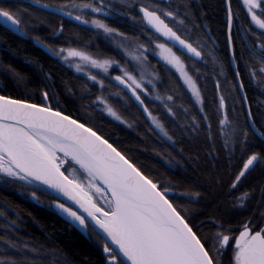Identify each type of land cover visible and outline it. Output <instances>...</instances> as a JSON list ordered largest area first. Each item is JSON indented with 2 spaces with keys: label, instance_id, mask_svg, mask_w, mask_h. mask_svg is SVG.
Listing matches in <instances>:
<instances>
[{
  "label": "snow or ice",
  "instance_id": "1",
  "mask_svg": "<svg viewBox=\"0 0 264 264\" xmlns=\"http://www.w3.org/2000/svg\"><path fill=\"white\" fill-rule=\"evenodd\" d=\"M240 2L246 15L237 24V32L233 25L239 13L233 10L232 0L223 2L227 69L232 74L229 80L217 56L215 38L203 23L206 13L200 9L204 5L194 0H136L140 20L147 26L142 33L154 30L144 43L98 18L113 14L115 0H0V23L13 32L27 34L20 27L21 17L32 10L59 17L61 22L51 33L58 39L64 35L63 20L67 17L102 30L106 37L119 36L117 47L124 59L122 64L118 59L92 55L85 50L87 44L72 47L79 40L71 35L65 40L67 47L34 37L61 62L69 66L76 62L78 72L86 63L97 73L88 75L91 85L85 83L78 90L65 82L68 95L79 92L82 101L75 115L60 106L55 93L48 90L50 84L44 85L35 100L31 94H0V182H22L37 203H42L41 195L50 197L51 206L66 215L71 225L102 241L103 264H264V179L241 192L257 168L264 176V99L256 100L255 109L248 102L240 67L243 64L248 69L249 79L257 81L264 96V0ZM119 3L125 8L135 6L132 0ZM88 15L92 18L86 19ZM161 37L172 46L157 42ZM156 50L168 72L174 76L178 73L191 107L178 104L180 97L174 90L161 94L162 70L149 61ZM113 65L118 74L110 76ZM0 75L10 76L17 86L30 83L11 65L0 64ZM44 80L51 82L52 73L45 72ZM209 80L216 94L206 104L201 83ZM112 82L119 90L106 97L103 93ZM96 85L99 94L93 95L91 88ZM125 93L149 121L147 133H155L160 146L167 144L183 158L177 161L172 152L153 149L170 169L181 167L185 190L177 191L171 178L140 164L128 155L130 149H122L120 142L103 130V121L108 118L129 129L138 124L139 118L129 122L109 102L113 96L118 98L128 112ZM153 99L159 100L163 112L172 118L179 140L145 103ZM178 112L183 123L177 120ZM178 143L188 148L177 149ZM185 163L192 175H188ZM202 172L208 173L209 185L227 188L223 204L202 203L201 191L194 190L203 188L196 175ZM243 213L248 215L239 221V227H233L230 217ZM8 248L16 249L17 245L5 242L0 264H17L8 255Z\"/></svg>",
  "mask_w": 264,
  "mask_h": 264
},
{
  "label": "trees",
  "instance_id": "2",
  "mask_svg": "<svg viewBox=\"0 0 264 264\" xmlns=\"http://www.w3.org/2000/svg\"><path fill=\"white\" fill-rule=\"evenodd\" d=\"M9 2L12 3V0H9ZM143 2H147V0H143ZM173 2H179V0H173ZM223 2V0H195L194 3L204 5L200 9V11L206 13V19L203 20V23L210 30V35L215 38V44L218 49L217 56L225 65L228 79L232 80V74L227 69L225 38L227 29ZM132 3L135 4L134 7L125 8L120 6L119 0H115L113 14L107 17L99 16L98 18L102 19L110 28L117 29L129 37L135 35L139 37V42L144 43L146 42L145 38L147 36H153L154 33L148 30L142 33L141 29L147 28L140 20L141 15L137 11L138 4H136V0H132ZM232 4L234 11L236 10L239 13L237 23L233 25V31L237 32V24L243 22L245 16L241 15L240 10L242 7L237 0H232ZM91 16H86V19H90ZM133 17H136V19L134 20ZM21 19L22 24L20 27L27 33L25 35H16L0 24V64L11 65L17 72L25 76L30 83L17 86L16 82L10 76L5 77L4 75H0V85L3 86L0 94H8L13 97H19L21 94H31L35 100L38 97L39 91L44 89V85L50 84L48 90L55 93V99L59 101L60 106L66 112L75 115L76 109L82 103L79 99V92H77L76 96H69L64 84L67 82L75 85L76 89L74 90H78L85 83L91 85V82L87 77L72 71L57 57L50 56L42 50L34 43L36 41L34 37H40L41 40L49 45L67 47L68 45L65 43V40L71 35L77 37L79 40V43L71 44L72 47L82 48L87 44L88 47L85 50L92 55L100 58H116L117 54L111 51L110 39L97 29L82 25L78 21L66 17L63 20L64 35L58 39H53L51 33L54 30L53 26L61 22L59 17H51L42 12L29 10L23 14ZM181 34L183 33L181 32ZM237 39H239L238 36ZM158 41L164 42L161 38ZM149 59L153 66L162 70L161 76L163 84L160 87L161 94H165L166 90L168 92L174 90L180 97L177 103H183L185 107H191L188 104V97L185 95V90L181 88L182 81L178 79V74L175 76L170 74L168 72V66L154 58L153 55H150ZM240 67L242 69V78L245 80L244 90L247 92L250 102L253 97L252 93H255L258 87H255V90L252 88L251 84L255 81L249 79L248 69L244 68L243 64ZM45 72L52 73L51 82L44 80ZM105 84L108 85V81H105ZM118 90L116 83L112 82L111 86L103 94L107 97L109 92L115 93ZM201 90L206 97L205 103L208 104L216 94L211 80L206 84L201 83ZM91 91L93 95L99 94V85L92 87ZM124 99L128 104V112L124 111V106L118 98L113 96L109 102L129 122L134 117L139 118L138 124L134 125L132 129H129L125 125L108 118L103 121V130L106 133H111L112 139L118 140L122 149H130L128 155L132 156L140 164L145 165L147 169H151L154 173L163 174L171 178L173 183L177 185V191L185 190L187 183L184 179L185 173L181 167L176 166L170 169L165 161L156 155L153 149L158 148L160 151L166 150L172 152V155L177 161H182L183 158L177 155L167 144L160 146L156 134L147 133L146 131L149 126V121L146 120L145 116L142 115L140 110L126 94H124ZM145 103L152 110L153 114L164 123L169 133H175L174 138L179 140V131L173 123L172 118L163 112L160 107L161 102L153 99L145 100ZM227 103L231 107L232 100L230 97L227 98ZM210 107H214V105H210ZM236 107H240L239 103H237ZM96 115L98 116L99 113H96ZM177 120L183 123V116L179 112L177 113ZM96 122L98 124L101 123L100 120ZM176 147L177 149L181 147L187 149L188 145L178 143ZM186 155L187 152H185ZM184 168L188 169V175H192V170L188 168L186 163L184 164ZM196 175L199 176L200 184L203 188H207V191H204L203 188L194 189L201 191V195L203 196L202 203L223 204L227 188H217L214 185H209L208 173L206 172L197 173ZM227 179L228 177L226 176L225 180ZM262 179H264V176L259 171L253 172L252 177L245 182L241 192L246 190L249 184L256 183ZM181 185H184V187H181ZM0 192L3 198L11 204L4 205V210H13L15 217L12 218V222L17 225L12 229L14 233L13 237L9 235L0 236L2 237V240H0V253H4L5 251V242L12 241L16 243L17 248H8L7 252L8 255L17 261V264H103L104 254L100 246L102 241L94 234L91 238L89 236L90 241L85 239L77 230L59 218L46 200L43 206H38L32 201L21 199L14 193H6L2 190ZM239 194L238 192L237 195ZM246 215L248 214L243 213L230 217L231 225L233 227H239V221L245 219ZM2 222L5 223V221ZM25 243L28 244L27 248L24 247ZM225 259L227 260V257Z\"/></svg>",
  "mask_w": 264,
  "mask_h": 264
},
{
  "label": "flooded vegetation",
  "instance_id": "3",
  "mask_svg": "<svg viewBox=\"0 0 264 264\" xmlns=\"http://www.w3.org/2000/svg\"><path fill=\"white\" fill-rule=\"evenodd\" d=\"M237 1L240 3V5L242 7V4H241L240 0H237ZM43 2H49V0H43ZM194 2H195V0H194ZM235 12H236V10H235ZM240 12H241V15H243V16L246 15V9H241ZM256 30H258V29H256ZM50 56H52V55H50ZM114 75H116V74H114V73L111 74V76H114ZM252 84H251V86H252V88L254 90H255V87H258V89L255 90V93H252V95H253L252 100H250V102L248 100V102L250 104H252L253 108L255 109L256 108V103H255L256 100L257 99H264V98H263V96H261L259 94L261 92V86L257 82H254ZM255 171H259L260 172V169L257 168ZM0 190L4 191L6 193H14V194L18 195V197H20L21 199L32 201L34 204H36L38 206H43V203H45V200H46L48 202V204L50 205L51 209L54 211V213L60 218V216L56 213L54 207L51 206V198L50 197L41 195L42 203H37L30 196L31 189L25 188L23 186L22 182L16 183V184H6V183H3V182H0ZM38 195H39V193H38ZM7 204L11 205L7 200H5L3 198V196H2V194L0 192V212H3V214L0 215V236L9 235L10 237H13L14 233H13L12 229L15 228L17 225L12 222V220H13L12 218L15 217L14 213H13V210H4L5 209L4 205H7ZM2 221H5V223H3ZM88 234H89V232H88ZM101 250H102V248H101Z\"/></svg>",
  "mask_w": 264,
  "mask_h": 264
},
{
  "label": "rangeland",
  "instance_id": "4",
  "mask_svg": "<svg viewBox=\"0 0 264 264\" xmlns=\"http://www.w3.org/2000/svg\"><path fill=\"white\" fill-rule=\"evenodd\" d=\"M85 18H86V17H85ZM91 18H92V16L90 17V19H91ZM99 19H100V18H99ZM249 19H250V18H249ZM87 26H89V27L95 29V28L92 27L91 25H87ZM253 26L256 28L255 25H253ZM256 29H258V28H256ZM99 31L103 32L102 30H99ZM258 31H259V29H258ZM103 35L105 36L104 33H103ZM107 38H109L110 41H111V44H110L111 51L115 52V53L117 54V57H118V58L116 57V58H113V59L121 60V63L123 64V63H124V59L122 58V51H121V49H119V48L117 47V44L121 43V40H120L119 36H113V37H107ZM157 42H161V41H157ZM162 43H164V42H162ZM126 46H127V45H126ZM128 47H131V46H128ZM153 56H154V58L158 59L159 61H161L162 63L165 64V62L162 60V58H161L160 55H159V50H156V52L153 54ZM101 58H102V57H101ZM104 58H105V57H104ZM149 60H150V59H149ZM75 63H76V62H73V65H72V66H69L68 64H65V63H64V64H65L67 67H69L70 69H72L75 73L80 74V75H82V76H85V77H87V78H88V75H89V74H96V73H97V70H96V69L91 68V67L88 66L86 63H82V68H83V70L78 72V71L76 70ZM112 72L118 74V69H117V67H116L115 65H113L112 68L109 69V75H110V76H111ZM177 74H178V73H177ZM105 81H108V80H105ZM254 81H255V80H254ZM255 82H257V81H255Z\"/></svg>",
  "mask_w": 264,
  "mask_h": 264
},
{
  "label": "water",
  "instance_id": "5",
  "mask_svg": "<svg viewBox=\"0 0 264 264\" xmlns=\"http://www.w3.org/2000/svg\"><path fill=\"white\" fill-rule=\"evenodd\" d=\"M137 11L139 12V8H137ZM139 14L141 15V13L139 12ZM67 18V17H66ZM0 24H2V23H0ZM3 25V24H2ZM144 25L146 26V24L144 23ZM5 28H6V26L5 25H3ZM146 28H147V26H146ZM9 31H11V32H13L12 30H10V29H8ZM227 31V30H226ZM151 32L152 33H154V30H151ZM14 34H16V35H21L20 33H16V32H13ZM155 35H158V34H155ZM161 39L164 41V42H166V43H168L169 44V46H172V42H169V41H167L166 40V38H163V37H161ZM34 43L35 44H37L36 43V41H34ZM39 47H40V45L39 44H37ZM42 50H44L45 52H47L48 54H50L45 48H42V47H40ZM51 55V54H50ZM126 94V93H125ZM127 95V94H126ZM128 96V95H127ZM131 100V99H130ZM132 101V100H131ZM133 102V101H132ZM134 103V102H133ZM135 104V106L140 110V108L138 107V105L136 104V103H134ZM140 112H141V110H140ZM158 131V130H157ZM64 199L65 198H63V197H61V202H64ZM70 204H71V202H69ZM71 206H73V207H75V205H71ZM54 207V209H55V211H56V213L60 216V218L63 220V221H65L68 225H70L72 228H74L75 230H77L85 239H87L88 241H90V238H89V235H88V232H85V231H83V230H81L79 227H77V226H73V225H71V223L69 222V220L66 218V215H64V214H62L61 213V211L59 210V209H57L55 206H53Z\"/></svg>",
  "mask_w": 264,
  "mask_h": 264
}]
</instances>
